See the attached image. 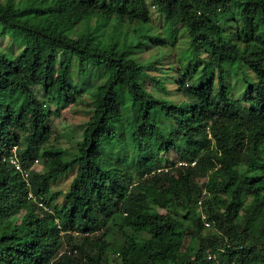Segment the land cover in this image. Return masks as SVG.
Returning a JSON list of instances; mask_svg holds the SVG:
<instances>
[{"label": "trees", "instance_id": "obj_1", "mask_svg": "<svg viewBox=\"0 0 264 264\" xmlns=\"http://www.w3.org/2000/svg\"><path fill=\"white\" fill-rule=\"evenodd\" d=\"M12 2L0 1V264H211L210 252L264 264V0ZM179 30L175 100L154 92L168 75L146 71L164 49L138 52ZM78 99L88 117L73 150L50 141V118ZM14 146L44 165L30 188L2 160ZM67 171L68 188L51 190Z\"/></svg>", "mask_w": 264, "mask_h": 264}, {"label": "rangeland", "instance_id": "obj_2", "mask_svg": "<svg viewBox=\"0 0 264 264\" xmlns=\"http://www.w3.org/2000/svg\"><path fill=\"white\" fill-rule=\"evenodd\" d=\"M5 1V0H0ZM12 3H17L20 0H12ZM149 11H150V18H151V24L154 26L155 29L161 30L164 25V18L163 14L160 13L156 7H152L149 5ZM82 24V23H81ZM76 32L81 31V25L78 24L75 26ZM107 27L103 28V33L106 31ZM185 35L182 33L181 30L177 32V37L174 40L173 45L167 44V46L159 48L158 44L147 48H142L140 52H138L139 57L143 61L153 60V54L158 53V51L163 50L165 51L162 59L157 62L154 61L155 66L160 67L161 70H157L155 68H147V72L150 75H156L159 78H162L163 75L167 76L169 80H165L164 84L167 87L168 93L163 92L161 89L154 91L158 95H167L175 100H181L184 99V95L176 89V82H174L173 78H170L171 74L175 71L176 67V58L177 56L181 55L182 49L186 48V40ZM8 43V37L7 36H0V49L6 47V44ZM157 43V42H156ZM159 43V42H158ZM15 51L18 50V45L14 46ZM160 49V50H159ZM171 67V68H170ZM166 72L167 74H165ZM241 77L243 75L242 72L239 74ZM162 80V79H160ZM147 87L150 90L154 89V83L150 78H147ZM240 80L231 79V84H233V87L236 88V85L234 83H239ZM91 82H88V86H90ZM246 81L243 80V86L246 85ZM35 89L38 91V93L41 92V89L39 87H35ZM235 90V89H234ZM240 93V95H239ZM234 96L240 98L241 97V90L240 92L236 90L234 93ZM87 106L84 105L83 100L78 99L74 103H69L65 107H61L58 111L57 115H51V135H50V141L52 143H57L65 148H71L74 150V139L79 136V133L83 126V121L87 119L88 117V109H86ZM53 108V107H52ZM129 122H127V125ZM167 158L169 160L178 159L179 156L177 155V152L170 150L169 152H161V157ZM183 160V159H182ZM31 169L35 170H43L44 165L40 159H38V162L31 165ZM75 171H67L59 174L55 180L51 182L50 188L53 191H65L69 183L74 175ZM63 196L60 195L56 202L60 204L62 202Z\"/></svg>", "mask_w": 264, "mask_h": 264}, {"label": "built area", "instance_id": "obj_3", "mask_svg": "<svg viewBox=\"0 0 264 264\" xmlns=\"http://www.w3.org/2000/svg\"><path fill=\"white\" fill-rule=\"evenodd\" d=\"M2 160L7 161L10 165L13 166V168L19 172V174L21 175L22 179L25 181V186H27L28 188H30V180H29V173H30V169H31V165L38 162V159H34L33 162L30 164V166H24L20 160L19 157L17 156L16 153V149L15 146L11 149L10 153L8 154H3L2 155ZM195 163V161H184L182 159H179L176 161V165H193ZM205 193V191L203 192ZM28 198L32 199L33 201H35L36 204L42 206V207H46L45 204L42 202L41 198L37 197L36 195L33 194V192L29 189L28 190ZM202 200L199 199L198 200V204L201 205ZM201 217L204 220V225L205 226H210V221L208 219H206V215L205 213H202ZM207 258L211 260V264H225L222 261H218L216 259V256L214 253H208Z\"/></svg>", "mask_w": 264, "mask_h": 264}]
</instances>
